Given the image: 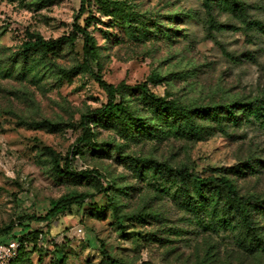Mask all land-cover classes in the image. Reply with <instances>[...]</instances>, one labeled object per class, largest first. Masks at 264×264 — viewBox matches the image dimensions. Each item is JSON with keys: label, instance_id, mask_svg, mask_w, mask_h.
<instances>
[{"label": "rangeland", "instance_id": "rangeland-1", "mask_svg": "<svg viewBox=\"0 0 264 264\" xmlns=\"http://www.w3.org/2000/svg\"><path fill=\"white\" fill-rule=\"evenodd\" d=\"M241 1L251 20L264 23V0ZM80 7L81 0H0V244L17 239L20 218L45 215L53 200L96 192L91 178L56 176L43 151L66 157L83 133L82 115L107 102L89 73L64 75L83 61L82 41L27 62L19 54L27 31L46 39L72 33ZM214 17L225 27L210 25L203 0H87L78 22L96 39L93 70L109 83L135 85L160 73L164 82L149 84L157 96L205 109L264 98V33L219 6ZM123 98L135 115L157 124L138 94ZM43 119L63 130L27 124ZM197 123L202 136L192 140L162 122L153 136L118 134L94 117V141L80 145L72 165L98 170L107 192L49 221H31L38 238L27 241V264H108L103 250L123 264H259L264 254L244 250L235 222L218 229L205 215L198 220L175 181L127 159L186 165L203 177L222 168L242 194L264 196V120L225 118L221 127L206 115ZM257 220L264 235V208Z\"/></svg>", "mask_w": 264, "mask_h": 264}, {"label": "trees", "instance_id": "trees-1", "mask_svg": "<svg viewBox=\"0 0 264 264\" xmlns=\"http://www.w3.org/2000/svg\"><path fill=\"white\" fill-rule=\"evenodd\" d=\"M87 0H81L79 15L74 21V30L68 35L58 38L46 39L41 34L27 31V38L23 42L20 55L27 62L34 54L41 52L51 54L61 51L68 43H75L77 40L82 41L83 61L72 66L69 69H63L66 77L80 72H86L92 75L107 94V102L100 108H95L91 112L82 115L83 133L76 143L72 146L66 157L56 152L52 147H45L44 153L49 157L54 173L60 178H91L94 182L95 193L78 192L70 196H62L52 201V208L43 216H28L20 218L17 226L20 227L14 237L22 242L18 254L9 264H27L24 258L25 246L30 239H37L38 234L31 230V221L45 222L56 217L62 210L70 205H81L94 195H100L107 192L102 181V174L96 169L77 170L72 165V159L76 152L79 151L80 145H91L93 143V133L90 126L91 120L95 117L104 121L110 128L117 129L118 134H135L142 132L150 136L155 135L156 129L161 122L173 127L174 131L188 139H199L202 136V127L198 125V118L209 115L223 127L224 119L229 122L237 123L241 117H254L264 120V98L247 103L214 105L212 107L200 108L182 103L174 98L159 97L149 88V84L159 85L164 82L165 77L160 73H153L149 78L141 83L129 85L121 82L118 85L107 82L100 74L93 70V61L97 59L98 47L96 39L86 26L81 25L78 21L86 11ZM207 15L210 17V25L216 29L225 27L218 24L214 17V10L217 6L239 15L250 26H256L264 33V23L259 20H251L247 5L241 0H203ZM123 94H138L141 100L149 105L156 116L157 124H151L145 117L134 114L129 104L125 103ZM240 111L241 116L238 114ZM28 125L36 129H44L48 132L55 133L63 130V124L53 122L49 119L40 121H31ZM128 160L144 168L153 169L155 172L164 174L175 181L181 188L182 196L185 200L186 208L196 217L201 219L205 215L206 220L214 228L228 229L235 222L239 228L238 240L243 245L244 250L253 254H264V235L261 231L260 224L257 220V211L264 208V196L252 194H242L238 189L235 181L224 172L222 168L215 171L219 174L209 176H200L194 170L189 169L186 165L174 166L166 161H158L148 157L128 156ZM113 204V203H112ZM114 208H117L114 206ZM141 215H137V218ZM14 224L4 229V234L10 233ZM31 233L35 237H31ZM103 256L108 264H123V262L112 256L106 250H103ZM264 258H259V264ZM58 264H65L64 258ZM142 264H154L143 262Z\"/></svg>", "mask_w": 264, "mask_h": 264}, {"label": "built area", "instance_id": "built-area-1", "mask_svg": "<svg viewBox=\"0 0 264 264\" xmlns=\"http://www.w3.org/2000/svg\"><path fill=\"white\" fill-rule=\"evenodd\" d=\"M22 242L12 239L0 244V264H9L18 254Z\"/></svg>", "mask_w": 264, "mask_h": 264}]
</instances>
